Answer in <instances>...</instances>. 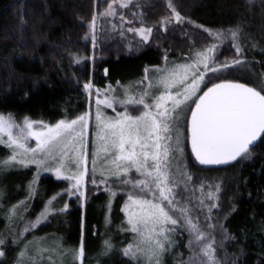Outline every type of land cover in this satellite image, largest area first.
<instances>
[{"label":"trees","instance_id":"trees-1","mask_svg":"<svg viewBox=\"0 0 264 264\" xmlns=\"http://www.w3.org/2000/svg\"><path fill=\"white\" fill-rule=\"evenodd\" d=\"M109 1L0 0V114L51 124L72 119L87 111L92 89L128 83L142 77L148 67L162 66L171 59L196 58L194 49L209 46L222 49L208 62L219 71L203 67L207 87L227 81L256 90L264 87V0H135L127 13L137 18L139 11H146L152 16L153 34L141 45L133 42L132 50L126 48L131 45L127 39H120L118 24L112 27L109 20L95 19L93 26L95 15ZM233 31L239 53L231 46ZM76 54L87 60L74 63ZM235 59L241 62L232 63ZM224 62L230 67L221 69ZM88 83L92 88L86 90ZM206 90L204 86L201 95ZM188 120L189 115L186 165H179L176 175L169 177L170 186L174 181V204L156 201V196L152 199L177 220L175 225H164L173 230L164 233L167 239L158 255L159 264H204L197 258L195 235L179 217L185 215L181 209L191 206L197 214L200 208L204 211L198 229L212 242L211 264H264V136L236 163L202 167L189 147ZM34 174L33 167L0 169V238L8 231L0 245V264H18L22 253L33 260L36 245L58 248L66 255L55 263L50 257L35 264H77L73 250L81 241L82 264H149L144 255L133 259L123 254L139 240L128 230L123 209L126 192L131 190L123 188L124 193L112 200L104 187L91 186L85 202L80 203L70 197L65 182L51 176L44 175L32 185ZM93 180L102 178L95 179L90 172L89 185ZM49 202L52 212L47 221L22 233L23 225L35 221ZM14 208L15 215L8 218L7 210ZM106 240L112 248L104 254Z\"/></svg>","mask_w":264,"mask_h":264},{"label":"snow or ice","instance_id":"snow-or-ice-1","mask_svg":"<svg viewBox=\"0 0 264 264\" xmlns=\"http://www.w3.org/2000/svg\"><path fill=\"white\" fill-rule=\"evenodd\" d=\"M126 6V5H125ZM169 7H172L177 20H180V14L175 12V8L171 2ZM105 15L114 14L111 11L104 13ZM95 18L93 19V26ZM147 34L151 29H140ZM211 35V33H210ZM233 38H237V33L232 32ZM214 51L213 48L208 49V52ZM237 53L240 48L236 46ZM198 62L205 61L204 68L207 71L215 73L220 69L216 67H209L207 60V53L199 52L196 54ZM241 61L235 59L232 63L239 64ZM230 67L228 62L221 64L220 68ZM177 72L174 70L168 78L162 79L158 85L164 87L163 93L160 95H151V103L147 102L145 97L149 96L148 92L143 93L140 97L126 96L125 100L120 101L122 104L135 106H142L141 114L132 116L131 114H124L122 119L113 122H104L100 114L96 116L98 124L102 125L98 133L101 140L105 139L103 133L105 130H110L109 135L111 149L115 153L113 163L117 161L130 162L126 166L119 163L116 164V171L113 173L116 176L127 175L132 168L140 172L145 179L137 180L134 187L141 188L145 193L152 191L154 185L155 192L158 193L156 201H164L172 205L175 201L173 189L169 183L168 167L170 164V157L172 160L177 159L179 154L183 153L181 139L179 134V125L183 123L181 117L186 111L191 113V127L190 140L191 149L195 154V159L200 164H223L236 160L249 152L250 145L257 139L258 134L264 133V87L256 90L254 87L247 86L239 82H222L216 83L207 88L197 100H193L194 108L186 107L187 101L191 96L199 90V85L204 83L206 73H197L193 77L190 89H185L183 93L177 91L175 95L171 92L169 80L174 79ZM84 88L89 90L92 88L90 83L85 84ZM169 101L171 102L169 104ZM97 103H101L98 101ZM108 107L111 103L103 101ZM152 109H155L153 111ZM86 116L81 115L76 119L70 121L60 120L53 126L44 125L43 122H35L41 126L40 131H33L34 122L25 119L22 125H15L19 128V134L13 136V123L9 118L0 116V133L7 134V146L15 149H22V153H17L11 156L12 160H16L17 155L26 156L29 151L35 155L37 152L44 153L45 159L56 161L55 171L60 175V170L64 167L62 162L57 161L56 153L59 152L62 157L65 155L67 144H64V139L67 136H72L76 131L75 126L80 124L82 127H87ZM176 133L174 143H169L173 140V133ZM79 135V133H77ZM30 137H35L37 147L28 149L25 147L22 140L26 141ZM75 139V136L72 137ZM103 151L107 152L106 145H100ZM139 148V151L137 149ZM147 149H153L151 153ZM149 159L152 161L148 163ZM20 163H24L22 158ZM33 163L43 164L45 160H32ZM79 157L76 158V165L79 168ZM7 164V162H5ZM93 163V173L95 172V160ZM121 168L123 171L121 172ZM87 168L82 171H77L72 175L64 176V179L74 180L73 188L79 189L81 181L87 174ZM103 175V174H101ZM150 178V179H149ZM96 183L95 180L92 181ZM128 183L129 181H122ZM114 195V193H113ZM171 197V198H170ZM55 199V197H53ZM129 201L132 206H138V211H131L128 213V224L130 230L137 234L139 240L135 244H129L124 249L123 254L131 256L133 259L138 258L139 255H144L149 260V264H159V252L164 250L163 240L167 237L164 235L165 231H172L173 229H165L164 225L171 223L177 224V220L173 219L165 207L159 202L152 199H144L129 195ZM186 213V209H181ZM193 229H196L195 224L188 221ZM159 227V231H157ZM197 231V239H202ZM163 239H160V238ZM3 244V240H0ZM105 253L111 250L112 244L109 241L104 242ZM204 255L212 259V246L206 244L203 249ZM74 260H80L81 264L84 258V246L81 241L78 249L73 250ZM0 255H3L0 252ZM23 256V253L21 254ZM18 264H24L20 260Z\"/></svg>","mask_w":264,"mask_h":264},{"label":"rangeland","instance_id":"rangeland-1","mask_svg":"<svg viewBox=\"0 0 264 264\" xmlns=\"http://www.w3.org/2000/svg\"><path fill=\"white\" fill-rule=\"evenodd\" d=\"M135 0H111L109 1L108 5H105L103 7L101 13H98L95 15V19L98 20H109L111 23V26L113 27L114 24H118L119 29L121 31L120 39H127V42L131 45H127L126 48L128 50H132L133 42L141 45L143 42L148 41L153 34V28L152 26V16H148L146 11H144V14L139 11L138 17L135 18L134 15L131 13H127L128 9L131 8V5H133V2ZM111 5V11L114 14L105 15L104 13L109 11V6ZM126 5V6H125ZM142 14V15H140ZM135 18V19H134ZM104 24V22L99 21V25ZM105 25V24H104ZM103 25V26H104ZM151 29V32L147 34V39H145V33L141 32L140 29ZM219 40V38H217ZM233 39L231 42L232 47L236 46V42ZM95 41V40H94ZM213 48L214 51L208 52V49ZM222 49V46L217 48L216 46H209L205 47L203 50L194 49L193 52L195 54L199 52H205L207 53L208 57H210L207 60V63L210 61L212 62L213 59L218 57V53H220ZM74 63L78 62H84L87 60L85 55L80 54L79 55H73ZM196 59V60H195ZM205 61L200 60L198 62L197 57L195 58H182V59H171L168 60L165 64L158 67H148L143 72L142 77L136 78L133 81H130L125 84H111L105 87L104 89H92L89 93V107L85 113H87L86 116V122L87 127H82L80 124H77L75 126L76 131L72 133V136H67L64 139V144H67V148L65 149V155L62 157L60 156L59 152L57 151V161L62 162L64 167L60 170V175L58 176L55 171V165L56 161L45 159L44 153L37 152L35 155L31 151L27 153L26 156L22 157L21 155H17L16 160H12L11 156L14 154V151L17 153H22V149H15V146L12 148L7 146V134L6 133H0V149L2 148L5 152L4 155H0V169H10V168H18V169H28L33 167L34 169V177H33V183L32 185H35L36 182L44 175H48L53 177L54 179L58 181H63L67 185V190L70 195V197L74 199H79L80 203L85 202L87 194L90 192L91 186L101 187L103 189H107L110 192L111 199L113 200L114 197H116L118 194H123L124 191L123 188L131 190L130 192H126L128 197L129 195H133L134 197L144 198V199H153L155 196L158 195V193L155 192L154 185H152V191H149L145 193L141 190L139 187H134V183L137 180L145 179L143 175H141L140 172L136 171L135 168H132L127 175H120L116 176L113 173L116 171V164L119 163L121 165H127L130 162L127 161H117L116 163H113L114 155L115 153L111 149L110 145V130H105L103 135L105 136L104 140L99 139L98 133L100 131V127L102 125L98 124V121L96 120V116L99 113L101 116L102 121L104 122H113L115 120L122 119L124 114H131L133 115V111H140L142 110V106H133L128 104H122L120 101L125 100L126 96H132V97H140L143 93L148 92L150 95L145 97L147 102H152L150 99L151 95H160L164 91L163 85H161L159 88H157L155 85H158L159 82L162 79L168 78L169 75L175 70L177 72V75L174 79L169 80V85L171 87V92L173 95L177 91H180L181 93L184 92L185 89H190L192 85L193 77L197 75V73H204L203 67H204ZM205 86L204 83H201L199 85V90L196 91L192 96L191 99L187 101V106L190 108H194V104L192 103L193 100H197V98L201 95V92L203 90V87ZM100 101L101 103H97ZM103 101H108L111 103V107H108L106 103H103ZM171 102L169 101V104ZM122 108V109H121ZM155 111V109H152ZM85 113L81 115H85ZM141 114V113H140ZM139 114V115H140ZM79 115V116H81ZM191 113L186 111L185 114L181 117V123L179 125V134L181 139V147L183 148V153L179 154L177 156V159L172 160L170 157V164L168 167V174L169 177L172 175H176V170L179 165L185 166L186 165V134H185V123L187 120V117ZM5 118H9L10 121L13 123L12 133L13 136H17L19 134V128L15 127V125H22L25 119L23 118L21 120H17L9 115H2ZM78 116V117H79ZM72 118V119H76ZM72 119H65L66 121H70ZM28 121L34 122L33 131H40L41 126L35 122H42V121H35V120H29ZM59 122V121H58ZM57 123V122H56ZM56 123H46L43 122L44 125L53 126ZM189 124V120H188ZM188 130V128H187ZM79 133V135H77ZM188 133V131H187ZM75 136V139L72 137ZM176 138V133H173V140L169 141V143H174ZM189 142V140H188ZM21 143L25 144V147L28 149L36 148L37 143L35 137H30L26 141L22 140ZM100 145H106L108 147V151L105 152L100 148ZM150 153L153 151V149H147ZM139 151V148L137 149ZM1 152V151H0ZM79 157V168H77V165L75 163L76 158ZM24 159V163H20L19 161L21 159ZM35 159L37 161L39 160H45L43 164L33 163L32 160ZM185 159V160H184ZM95 160V172L93 173V163L92 161ZM7 162V164L5 163ZM149 164L152 163V161L149 159ZM84 168H87V174L85 175L84 179L81 181V185L79 189L73 188V184L75 183L74 180L71 179H64V176H69L74 174L77 171H82ZM123 171V168L120 170ZM90 172H92L95 179L102 178V181L96 182L93 185H89L88 183V177ZM103 174V175H101ZM150 179V178H149ZM129 181L128 183H123L122 181ZM117 182V183H114ZM102 182V183H101ZM101 183V184H100ZM121 186V189H120ZM125 186V187H124ZM171 186H174V181H172ZM116 190V191H115ZM114 193V195H113ZM127 197V201L124 204V212L126 215V222L128 227L130 228V225L128 224V213L131 211H138V206H132L131 202L129 201ZM51 202L46 203L44 210L41 214H39L35 221L25 223L21 229L22 233L29 232L31 230L37 229L39 226L42 225V223H45L47 221L50 213L52 212ZM186 206H189V202H185ZM179 208V207H178ZM177 209L176 212H177ZM187 212L183 216H179L185 223V225L188 227L190 233L194 237V245L199 246V251L197 254V258H199L204 264H211L212 259L209 260L207 256L204 255L203 249L206 244H211L212 242L209 241L208 237L204 236V233L198 229V221L200 215L204 213V211L200 208L199 214L196 213V210L191 207H185ZM14 210V211H13ZM171 211L173 212V209L171 208ZM15 208L14 209H8L7 210V217L11 218L10 216L15 215ZM206 214V213H205ZM199 218V219H198ZM197 220V221H196ZM23 221V220H22ZM188 221H191L192 224H195L196 229L199 230V234L201 235L202 239H197V231L196 229H193L191 224L188 223ZM157 231H159V227H157ZM8 231H5L2 234V238L0 240H4L3 235H6ZM21 233V234H22ZM1 245V244H0ZM34 244L32 245V247ZM26 248V247H25ZM23 248V250H25ZM35 254L32 256L34 258L33 260H30L28 257V253H23V256L20 254L19 260H23L24 264H35L36 260H42L43 258H50L51 261L54 263L56 262L58 257H63L66 254H63L60 252L58 248L55 250L53 249H47L44 246L36 245L34 247ZM1 252V250H0ZM25 252V251H24ZM1 257V255H0ZM212 257H213V250H212ZM50 260V259H49ZM77 264H81V261H77Z\"/></svg>","mask_w":264,"mask_h":264},{"label":"water","instance_id":"water-1","mask_svg":"<svg viewBox=\"0 0 264 264\" xmlns=\"http://www.w3.org/2000/svg\"><path fill=\"white\" fill-rule=\"evenodd\" d=\"M227 82H229V81H227ZM221 83H222V82H221ZM246 85H247V84H246ZM247 86H249V85H247ZM250 87H251V86H250ZM194 107H195V106H194ZM190 127H191V115H190V118H189V124H188V137H189V147H190L191 153H192V155H193V157H194V159H195V154L192 152V149H191V140H190V135H191V133H190ZM263 136H264V133H260V134H258L257 139L253 142L252 145H250V149H249V151L257 145V143L261 140V138H262ZM246 154H247V153H246ZM244 155H245V154H244ZM244 155H243V156H244ZM243 156H242V157H243ZM242 157H238L236 160L230 161V162H228V163H223V164H200L196 159H195V161H196V163H197L199 166H202V167L223 168V167H227V166H230V165L236 163V162H237L238 160H240Z\"/></svg>","mask_w":264,"mask_h":264}]
</instances>
